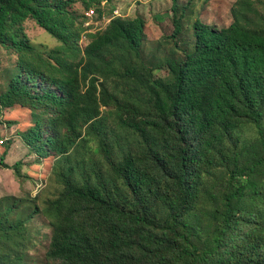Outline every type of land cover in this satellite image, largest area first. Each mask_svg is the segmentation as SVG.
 <instances>
[{
  "label": "trees",
  "instance_id": "16d2710c",
  "mask_svg": "<svg viewBox=\"0 0 264 264\" xmlns=\"http://www.w3.org/2000/svg\"><path fill=\"white\" fill-rule=\"evenodd\" d=\"M102 1L0 0V46L17 57L3 69L0 116L32 110L22 139L55 158L63 186L25 219L16 202L0 214V264L31 259L26 225L42 211L54 264H264V15L237 0L230 26L196 21L191 51L147 60L142 17L86 33L74 6ZM29 20L60 44L47 58ZM3 159L19 176L21 162Z\"/></svg>",
  "mask_w": 264,
  "mask_h": 264
},
{
  "label": "rangeland",
  "instance_id": "374dc122",
  "mask_svg": "<svg viewBox=\"0 0 264 264\" xmlns=\"http://www.w3.org/2000/svg\"><path fill=\"white\" fill-rule=\"evenodd\" d=\"M237 0H180V11L183 13L184 31L178 38V48L169 37L173 33L172 0H105L99 5L92 4L88 10L81 3L74 9L84 16L86 33L103 30L111 16L130 18L142 17L145 22L146 41L143 55L147 60L156 56L158 60L169 57L181 58L184 51L192 50L194 42L193 25L201 21L217 28L228 27L233 23L232 7ZM256 8L264 15V0H253ZM100 11V16L97 10ZM89 10L93 14L87 16ZM25 32L31 44L45 58L60 44L34 20L25 23ZM87 38L82 37L80 46L84 47ZM16 56L7 55L0 46V88L7 80L4 70L10 60L15 65ZM4 69V70H3ZM166 71L156 70L155 77L166 75ZM105 109V108H103ZM34 114L29 108L15 107L1 111L0 124V161L13 166L21 162L19 176L12 169L0 167V214L16 202L20 207L17 216L25 219L36 208H46L48 201L56 199L63 190L62 184L53 173L54 157H38L23 141L22 134L34 126ZM29 256L26 264H54L47 257L52 240L50 219L44 211L38 214L27 225Z\"/></svg>",
  "mask_w": 264,
  "mask_h": 264
},
{
  "label": "built area",
  "instance_id": "2783aa9c",
  "mask_svg": "<svg viewBox=\"0 0 264 264\" xmlns=\"http://www.w3.org/2000/svg\"><path fill=\"white\" fill-rule=\"evenodd\" d=\"M93 14V10H89L88 13H86L87 16H90Z\"/></svg>",
  "mask_w": 264,
  "mask_h": 264
}]
</instances>
